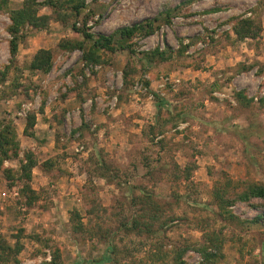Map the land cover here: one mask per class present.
Segmentation results:
<instances>
[{"label": "rangeland", "instance_id": "rangeland-1", "mask_svg": "<svg viewBox=\"0 0 264 264\" xmlns=\"http://www.w3.org/2000/svg\"><path fill=\"white\" fill-rule=\"evenodd\" d=\"M23 3L8 0L0 12V68L11 57L9 11ZM86 4L66 23L53 8H42L48 28L29 29L19 47L20 87L12 80L0 86V121L14 122L21 159L32 151L39 160L32 206L17 188L7 190L0 171V235L11 245L20 242L19 264L51 262L54 249L58 264H178L182 249L203 248L210 239L218 258L206 262L192 248L185 262L264 264V225L253 223L264 213V199L236 202L226 212L214 199L218 189L227 202L245 184H264V0ZM240 17L262 26L259 41L237 40L233 27ZM154 19L151 35L103 53L101 65L86 64L78 47H59L83 42L74 24L108 36ZM83 45L85 51L91 46ZM41 49L53 54L48 74L30 70ZM158 50L167 60L149 62L145 54ZM237 93L252 100L249 108L238 104ZM156 95L166 101L161 112ZM32 113L34 134L25 136ZM250 125L259 134L245 145L234 130ZM47 161L49 170L41 167ZM188 164L197 167L190 182L181 173ZM4 168L19 170L20 160ZM146 194L160 206L161 220L142 218L135 228L140 213L155 212L138 201Z\"/></svg>", "mask_w": 264, "mask_h": 264}, {"label": "trees", "instance_id": "trees-1", "mask_svg": "<svg viewBox=\"0 0 264 264\" xmlns=\"http://www.w3.org/2000/svg\"><path fill=\"white\" fill-rule=\"evenodd\" d=\"M8 0H0V12L8 10L7 8ZM86 0H65V1H56L49 0L45 2H39V0H24L23 6L16 10H10V20L11 25L8 28V33L11 37L9 41V50H10V62L8 65H5L3 68H0V86H4L8 80H12V85L20 87L18 80L22 78L23 72L17 64V55L19 52V47L24 43L28 36L29 29L44 30L48 28L50 17L47 15H40L42 8L51 7L54 12L58 14V19L62 22H67L68 18L71 16L79 17L82 14V11L86 8ZM219 10V9H218ZM175 11V10H174ZM174 11L167 12L165 15L169 17L173 14ZM167 17L165 20L167 21ZM158 19L147 20L143 23L137 24L133 27H123L118 31L114 32L111 35H94L89 32L88 29L77 28L74 24V30L80 35L83 36V42H79L71 45H59L62 49H72L78 47L83 51L84 61L86 64L101 65L103 64V53H114L118 49L125 50L130 48L132 43H130L136 36L140 35H151L154 32V25ZM262 26L253 18H237L235 25L233 27L234 34L238 41L252 40L259 41L262 33ZM91 44L88 50H84L83 44ZM188 48V47H187ZM167 53L165 51H157L147 53L149 62H153L156 58L160 61L167 60ZM53 68V54L50 50L41 49L34 56L30 70L31 71H40L43 74H48ZM157 108L161 112L163 107L166 105V101L161 99V97L156 95ZM236 101L242 107L246 106L249 108L252 104V100H248L243 93H237ZM261 106H264V100L260 101ZM37 117L35 114H29L27 116L26 128L24 130L25 136H33V131L36 125ZM155 129V127H152ZM259 130H257L254 125L248 126V128H237L234 130L236 136L245 144L248 145L252 137L258 136ZM154 135L155 130L153 131ZM21 145L18 141L17 132L15 129L14 122L12 119H4L0 121V171L4 174V180L6 182V188L9 191H12L14 188L18 189L20 197L25 201L26 205L32 206L35 201L38 200V193L35 191L31 185L33 180V170L39 166V160L36 157L35 153L28 151L24 153V157L21 159ZM18 159L20 160L19 170L6 169L4 164L6 161ZM102 161V166L104 165ZM52 161H47L41 165L45 170L51 168ZM101 165V164H100ZM196 166L188 164L181 170L183 175V180L190 182L193 177V173L196 170ZM118 177V175L116 174ZM103 178L109 179L110 176L102 175ZM111 180V179H109ZM245 190L238 195L234 200L225 202L224 198L225 190H216L214 191V199L217 205L223 209V212H226L228 206H233L236 202L249 203L253 199H264V184L263 183H250L245 184ZM178 201L182 200L183 197L179 196ZM139 202L146 204L149 210L155 209L154 214L146 217V214H141L134 223V227L137 228L140 226L139 219L150 218L155 221L161 220L160 212L161 208L158 206L152 199L149 194L143 196V198L138 199ZM152 206V207H151ZM229 208V207H228ZM145 212L148 209H144ZM152 217V218H151ZM77 220V219H76ZM253 223L264 225V213L259 215L253 220ZM148 228V227H147ZM80 226L77 227V231L81 230ZM150 232V230L148 229ZM205 245L203 248H193L186 247L182 249L177 256L178 264H186L184 258L189 250L192 248L198 251L204 258L206 262L211 261L213 258H218L215 253H213V248L219 247L214 245V240H205ZM115 249V248H114ZM113 249V250H114ZM22 251V246L20 242L17 241L15 245H11L6 239L0 235V264H19L18 255ZM52 254L51 262L44 261L42 264H58L60 259V254L58 249H54ZM109 259L104 258L100 262H107Z\"/></svg>", "mask_w": 264, "mask_h": 264}, {"label": "built area", "instance_id": "built-area-1", "mask_svg": "<svg viewBox=\"0 0 264 264\" xmlns=\"http://www.w3.org/2000/svg\"><path fill=\"white\" fill-rule=\"evenodd\" d=\"M198 258V257H197ZM187 262H188V260H187ZM199 263V262H198ZM187 264V263H186Z\"/></svg>", "mask_w": 264, "mask_h": 264}]
</instances>
